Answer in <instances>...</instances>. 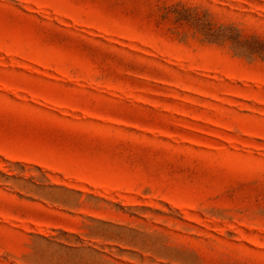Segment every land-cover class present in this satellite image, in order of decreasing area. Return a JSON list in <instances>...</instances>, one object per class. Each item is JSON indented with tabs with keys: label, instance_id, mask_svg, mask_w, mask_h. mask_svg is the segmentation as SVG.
<instances>
[{
	"label": "rangeland",
	"instance_id": "1",
	"mask_svg": "<svg viewBox=\"0 0 264 264\" xmlns=\"http://www.w3.org/2000/svg\"><path fill=\"white\" fill-rule=\"evenodd\" d=\"M0 264H264V0H0Z\"/></svg>",
	"mask_w": 264,
	"mask_h": 264
}]
</instances>
